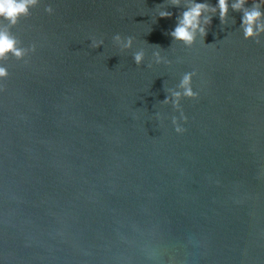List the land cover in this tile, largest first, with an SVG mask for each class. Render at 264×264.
<instances>
[{"label":"water","instance_id":"obj_1","mask_svg":"<svg viewBox=\"0 0 264 264\" xmlns=\"http://www.w3.org/2000/svg\"><path fill=\"white\" fill-rule=\"evenodd\" d=\"M235 2L191 47L171 0H40L12 29L36 53L0 94V264H264V35Z\"/></svg>","mask_w":264,"mask_h":264},{"label":"clouds","instance_id":"obj_2","mask_svg":"<svg viewBox=\"0 0 264 264\" xmlns=\"http://www.w3.org/2000/svg\"><path fill=\"white\" fill-rule=\"evenodd\" d=\"M171 3L177 8L182 3H186L188 6V10L182 13L177 21V26L170 33L174 40L183 43L185 47H191L195 44L197 33L201 37L207 35V29L204 26L211 23V17L205 15L206 13L215 14L218 9L220 19L224 22L229 9V0H217L216 7H211L207 3H195L194 0L190 3L189 0H171ZM246 3H248V0H237V2L231 3V8L234 11H243L241 27L244 39L259 44L261 43L260 37L264 35V13L260 11V4H264V0L253 3V7L250 10L245 8ZM39 4L40 0H0V94L5 92V82L10 79V61L15 60L27 64L28 58L36 53V46L24 47L13 36L12 29L18 26L21 19L30 17L31 10L37 8ZM45 12L52 15L53 8L51 6L46 7ZM159 15L161 18H169L171 16L168 12H160ZM114 39L121 41L120 35H115ZM103 44V40L92 39L90 47L100 48ZM131 46L132 38L127 37L122 42V47L131 48ZM134 60L137 66L141 65L144 61L143 53H137L134 56ZM196 76V71L184 73L179 84L180 91L172 94L171 101L167 97L164 101L165 103L171 102L173 109L180 112V119L184 123H187V118L181 110L180 102L181 100L198 99V92L193 90V79ZM172 124L178 135H182L186 131L176 118L172 119Z\"/></svg>","mask_w":264,"mask_h":264}]
</instances>
